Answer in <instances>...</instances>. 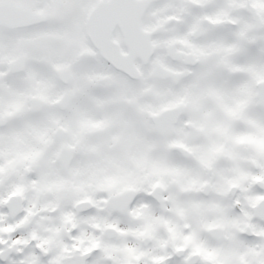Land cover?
Instances as JSON below:
<instances>
[{
	"label": "snow or ice",
	"instance_id": "6c2138e0",
	"mask_svg": "<svg viewBox=\"0 0 264 264\" xmlns=\"http://www.w3.org/2000/svg\"><path fill=\"white\" fill-rule=\"evenodd\" d=\"M0 264H264V0H0Z\"/></svg>",
	"mask_w": 264,
	"mask_h": 264
}]
</instances>
